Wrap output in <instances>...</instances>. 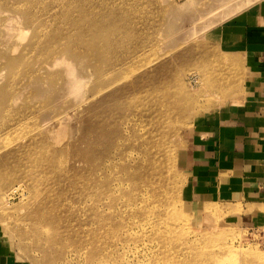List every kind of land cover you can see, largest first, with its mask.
Wrapping results in <instances>:
<instances>
[{
	"label": "rangeland",
	"instance_id": "obj_1",
	"mask_svg": "<svg viewBox=\"0 0 264 264\" xmlns=\"http://www.w3.org/2000/svg\"><path fill=\"white\" fill-rule=\"evenodd\" d=\"M263 23L264 0H0L3 250L206 264L231 245L220 263L264 264V192L215 144L264 84Z\"/></svg>",
	"mask_w": 264,
	"mask_h": 264
},
{
	"label": "crops",
	"instance_id": "obj_2",
	"mask_svg": "<svg viewBox=\"0 0 264 264\" xmlns=\"http://www.w3.org/2000/svg\"><path fill=\"white\" fill-rule=\"evenodd\" d=\"M249 29L247 34L253 51V63L264 71V23L254 24ZM262 77H264L263 72ZM257 90V94L252 93V97L248 99L249 103L238 110L235 118L232 117L235 114L233 111L220 118V125L224 132L219 127V143L215 142V144L219 146L217 151L219 156L224 158L228 156L233 160V162L224 161L228 164L227 167L233 165L235 169H240L245 182H250V185L245 186L243 177L240 181L237 178H226V183L233 182L235 185L239 183L249 192L260 195L264 192V84L258 86ZM0 264H16L12 257L3 250L1 244Z\"/></svg>",
	"mask_w": 264,
	"mask_h": 264
},
{
	"label": "bare ground",
	"instance_id": "obj_3",
	"mask_svg": "<svg viewBox=\"0 0 264 264\" xmlns=\"http://www.w3.org/2000/svg\"><path fill=\"white\" fill-rule=\"evenodd\" d=\"M230 247H224V248H221V247H213L212 248V251H214V254L209 257V258H205V255L201 254V258L204 259L203 261L206 262V264H222L220 262H229V253H232L234 251H236V246H231L229 245ZM242 249V247H240ZM250 249V248H248ZM239 250V249H238ZM245 250V249H243ZM223 251V252H221ZM228 252V254H227ZM255 256V255H254ZM199 262V261H197ZM208 262V263H207ZM195 264V263H194Z\"/></svg>",
	"mask_w": 264,
	"mask_h": 264
}]
</instances>
